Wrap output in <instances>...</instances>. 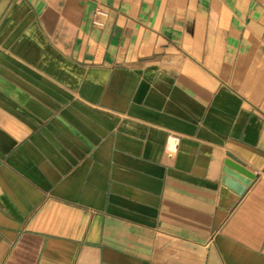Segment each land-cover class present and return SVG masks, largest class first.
Here are the masks:
<instances>
[{
	"label": "crops",
	"instance_id": "1",
	"mask_svg": "<svg viewBox=\"0 0 264 264\" xmlns=\"http://www.w3.org/2000/svg\"><path fill=\"white\" fill-rule=\"evenodd\" d=\"M0 264H264V0H0Z\"/></svg>",
	"mask_w": 264,
	"mask_h": 264
},
{
	"label": "water",
	"instance_id": "2",
	"mask_svg": "<svg viewBox=\"0 0 264 264\" xmlns=\"http://www.w3.org/2000/svg\"><path fill=\"white\" fill-rule=\"evenodd\" d=\"M255 178L256 174L240 163L232 159L225 161L223 182L236 194H243Z\"/></svg>",
	"mask_w": 264,
	"mask_h": 264
}]
</instances>
